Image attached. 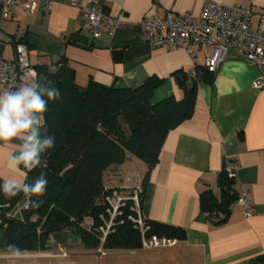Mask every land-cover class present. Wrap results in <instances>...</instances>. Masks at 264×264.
Listing matches in <instances>:
<instances>
[{
  "label": "crops",
  "instance_id": "obj_1",
  "mask_svg": "<svg viewBox=\"0 0 264 264\" xmlns=\"http://www.w3.org/2000/svg\"><path fill=\"white\" fill-rule=\"evenodd\" d=\"M72 1L55 0L50 11L40 6L35 12H16L10 19L3 18L0 6V56L13 60L15 43L24 41L33 65L67 58L81 86L92 80L137 87L156 76L163 82L154 90V102L170 95L181 99L195 85L192 116L168 133L149 173L143 215L184 230V237L165 247V259L173 264H264V89L252 88L259 68L229 51L208 83L199 46L192 47L194 56L183 49L152 46L141 25L144 17H162L169 10L199 15L203 3L215 1L248 5L253 12L250 26L256 28L264 16V0H101L105 11L124 25L115 35L104 27L97 36L82 29L83 11ZM194 68L196 76L181 86L180 74ZM15 150L16 142L0 144V176L10 174L5 161ZM128 164L143 174L148 170L142 160L129 155L110 171H126ZM230 168H235L234 187L248 191L252 214L246 216L236 201L228 221L216 225L199 199L209 188L220 195L218 174Z\"/></svg>",
  "mask_w": 264,
  "mask_h": 264
},
{
  "label": "trees",
  "instance_id": "obj_2",
  "mask_svg": "<svg viewBox=\"0 0 264 264\" xmlns=\"http://www.w3.org/2000/svg\"><path fill=\"white\" fill-rule=\"evenodd\" d=\"M71 39L75 37L72 35ZM18 43L24 41L16 42L15 48ZM33 66L42 83L51 81L62 94V99L49 103L45 114L49 133L56 137L55 147L42 157V167L28 173L31 182L41 171L45 172L48 190L43 197H32L42 201L39 208L25 209L22 205L12 215L8 214L26 198L19 194L6 199L0 193V205L9 204L0 215V253H10V243L26 252L44 251L50 236L65 230L78 235L91 250H98L101 245L107 251L142 249L141 232L129 218L134 214L131 201L117 215L113 230L102 244L100 228L110 218L106 197L121 189L107 186L105 175L112 167L123 165L129 155L142 160L148 167L146 173L141 172L143 201L149 173L158 162L165 138L194 112L196 86L187 89L181 99L170 95L154 102V90L163 82L156 76L137 87L106 86L92 80L81 86L65 57L51 65ZM204 71L206 82H213L214 73L206 67ZM178 78L183 87L189 80L187 72ZM218 175L220 195L209 188L199 199L201 208L216 225L228 221L232 205L240 196L234 187L235 177L229 175L228 169ZM145 221L149 237L176 239L185 235L180 227L147 218Z\"/></svg>",
  "mask_w": 264,
  "mask_h": 264
},
{
  "label": "built area",
  "instance_id": "obj_3",
  "mask_svg": "<svg viewBox=\"0 0 264 264\" xmlns=\"http://www.w3.org/2000/svg\"><path fill=\"white\" fill-rule=\"evenodd\" d=\"M55 0H0L2 16L10 19L16 12H35L40 6L43 10L50 11ZM72 4L83 11L82 29L93 36L101 33L104 27H108L112 35L124 25V22L117 16H112L103 8L101 0H73ZM252 9L248 5L226 6L215 1L203 3L199 15L191 12L176 13L174 10L167 11L162 17H144L141 22L142 30L147 35L148 43L152 46L165 45L171 50L183 49L191 55H195L192 47L199 46L205 56V67L215 73L225 60L229 51H235L245 58L249 63L259 68V74L252 83V88L264 89V16H261L256 28L251 25ZM27 44L18 43L15 48L13 60L3 59L0 56V89H14L19 86L25 74L30 71H37L30 58V48ZM37 73V72H36ZM197 69L187 72L188 78L195 77ZM38 76V73H37ZM229 175L235 177V168L228 169ZM109 180L123 182L119 190H114L106 197L109 208V219L104 220L101 226L102 244L117 219L122 214V209L128 201H131V211L134 214L129 218L138 228L142 235V249H154L169 247L177 243L176 239L148 236L149 227L146 224V216L142 208V179L141 172L133 171L131 175L121 172L110 174ZM125 181V182H124ZM122 185V184H121ZM248 191L241 188L238 199L243 207L246 216L252 214ZM20 203L8 215L17 212L22 205ZM7 205H0V215ZM1 220V219H0ZM1 222V221H0ZM99 254H106L107 250L101 245ZM42 254V253H41ZM3 255V254H2ZM5 256H11L7 254Z\"/></svg>",
  "mask_w": 264,
  "mask_h": 264
},
{
  "label": "clouds",
  "instance_id": "obj_4",
  "mask_svg": "<svg viewBox=\"0 0 264 264\" xmlns=\"http://www.w3.org/2000/svg\"><path fill=\"white\" fill-rule=\"evenodd\" d=\"M62 99L51 81L42 83L35 71L27 72L18 87L0 91V144L16 142V150L5 161L9 175L0 176V193L6 199L19 194L26 198L25 209H37L48 190L47 174L40 172L31 182L28 173L43 166L42 157L54 149L56 137L46 123L49 103ZM12 258L26 259L27 253L16 244L7 245Z\"/></svg>",
  "mask_w": 264,
  "mask_h": 264
},
{
  "label": "rangeland",
  "instance_id": "obj_5",
  "mask_svg": "<svg viewBox=\"0 0 264 264\" xmlns=\"http://www.w3.org/2000/svg\"><path fill=\"white\" fill-rule=\"evenodd\" d=\"M129 165V164H128ZM134 165L126 166V171H119L126 175H131L133 171L139 170ZM141 172V170L139 171ZM106 173L105 182L107 186L123 183L119 181L108 180ZM125 182V181H124ZM78 235L70 231H60L49 239L51 246L44 251L26 252V259H15L12 256H5L11 253H0V264H171L167 258L166 248H154L144 251H138L137 254H130L127 251H107L106 254H99L97 249H87L81 242ZM147 251V252H146ZM50 254L48 255V253ZM3 254V255H2ZM173 264V263H172Z\"/></svg>",
  "mask_w": 264,
  "mask_h": 264
}]
</instances>
